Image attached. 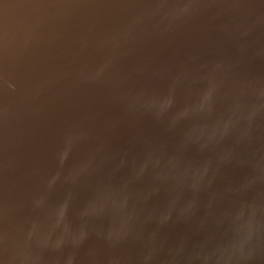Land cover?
I'll return each mask as SVG.
<instances>
[{"label":"water","instance_id":"1","mask_svg":"<svg viewBox=\"0 0 264 264\" xmlns=\"http://www.w3.org/2000/svg\"><path fill=\"white\" fill-rule=\"evenodd\" d=\"M0 264H264V0H0Z\"/></svg>","mask_w":264,"mask_h":264}]
</instances>
